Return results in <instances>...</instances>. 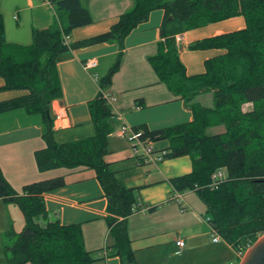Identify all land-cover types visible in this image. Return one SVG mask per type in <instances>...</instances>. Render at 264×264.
<instances>
[{"label":"trees","instance_id":"obj_1","mask_svg":"<svg viewBox=\"0 0 264 264\" xmlns=\"http://www.w3.org/2000/svg\"><path fill=\"white\" fill-rule=\"evenodd\" d=\"M87 0H52L58 14L66 13L67 24L58 22L33 29L29 45L8 42L0 8V78L5 90L28 93L0 101V113L25 108L40 114L44 147L35 151L41 171L57 168L92 170L108 200L106 221L110 242L107 256H119L122 264H137L129 236L128 218L140 205L137 190L117 177L106 159L109 138L115 131V114L105 93L113 84L125 50L126 38L145 22L152 11L164 10L157 52L149 61L161 82L184 100L193 119L152 130L147 125L143 138L168 140L166 159L188 155L192 171L171 178L178 192L194 190L207 205L211 223L237 251H246L264 234V0H133L106 32L64 43V36L93 22ZM244 16L246 26L236 31L207 37L190 44L191 49L222 48L226 51L206 60L203 73L189 75L181 59L177 36L194 28ZM99 43H117V58L106 75L99 78L100 91L88 102L95 134L60 143L55 138L52 102L62 98L57 64L71 49ZM212 93V105L198 100ZM252 104L250 110L244 105ZM224 125L223 133L207 130ZM223 169L225 178L212 187L213 174ZM69 182L65 175L32 182L18 193L0 166V197L23 212L21 231L10 228L3 245L6 264H94L97 253L85 246L81 223L59 220L39 222L48 217L44 194ZM156 207L150 208L151 211Z\"/></svg>","mask_w":264,"mask_h":264},{"label":"crops","instance_id":"obj_2","mask_svg":"<svg viewBox=\"0 0 264 264\" xmlns=\"http://www.w3.org/2000/svg\"><path fill=\"white\" fill-rule=\"evenodd\" d=\"M86 4L93 22L75 28L69 36L71 43L108 31L133 5V0H87ZM0 8L6 39L11 43L29 45L33 40V29L47 28L57 22L67 24L66 13L58 14L45 0H0ZM163 17V9L152 11L149 18L126 38L122 65L109 89L116 98L112 106L116 122L115 131L109 138L110 152L106 159L118 179L137 190L140 199L138 210L128 218L136 261L137 264H239L242 256L233 245L222 236L219 241H214L207 205L197 192L189 190L180 192L179 197L175 195L178 191L171 178L192 171L191 157L184 155L156 164L148 163L134 155L126 138L119 133L123 124L132 128L145 124L156 130L193 119L191 109L160 81L149 61L157 52ZM245 26L246 20L240 15L178 35L180 56L187 73L205 72L206 60L226 51L215 47L191 49V43ZM118 51L117 43H99L71 49L58 62L63 95L52 102L58 142L95 134L88 102L100 91L96 76L100 78L107 74ZM91 58L98 64L87 70L84 62ZM4 85L5 80L0 78V101L28 93L27 90H5ZM205 99L206 105H212L213 96ZM251 108V103L244 105L245 110ZM61 112L64 116L56 119ZM214 127L219 129L216 134L225 131L224 125ZM42 135L40 114L30 113L25 108L0 113V166L5 178L20 194L26 184L65 175L67 185L44 194L48 217H40L39 222L81 223L86 248L97 253L94 264H122L119 256L106 255L110 242L105 218L108 200L100 181L93 177L92 170L84 168L39 170L35 151L45 145ZM153 145L157 150H167L169 141L160 140ZM152 207L156 209L151 211ZM0 213L13 216V224L0 225V240L9 228L20 231L24 228L23 212L15 203L5 202L0 197ZM180 239L185 242L183 247L177 243Z\"/></svg>","mask_w":264,"mask_h":264},{"label":"built area","instance_id":"obj_3","mask_svg":"<svg viewBox=\"0 0 264 264\" xmlns=\"http://www.w3.org/2000/svg\"><path fill=\"white\" fill-rule=\"evenodd\" d=\"M45 2L53 7L52 0H45ZM64 43L66 45H70L69 36H64ZM98 64L97 60L94 58L88 59L84 62L85 68L88 70L92 67H95ZM96 79L97 76H96ZM105 97L110 105L113 106L116 98L110 94L109 92L105 93ZM64 116L63 112L58 113L56 115V119H60ZM119 133L122 137L126 138L128 143L130 144L133 153L135 156L141 158L143 161L148 163H159L165 160L167 151L166 150H157L154 145L153 141L148 138H143L144 130L143 129H135L130 127L127 124H123L120 127ZM226 176V173L223 169L217 170L213 174V181L211 183L212 187H216ZM180 192H177L175 195L179 197ZM213 227V226H212ZM213 239L214 241H219L221 239V235L216 228L213 227ZM179 246L183 247L185 242L183 239L178 240L177 242ZM240 256H244L246 251L240 250L238 251Z\"/></svg>","mask_w":264,"mask_h":264},{"label":"water","instance_id":"obj_4","mask_svg":"<svg viewBox=\"0 0 264 264\" xmlns=\"http://www.w3.org/2000/svg\"><path fill=\"white\" fill-rule=\"evenodd\" d=\"M239 264H264V234L247 249Z\"/></svg>","mask_w":264,"mask_h":264},{"label":"rangeland","instance_id":"obj_5","mask_svg":"<svg viewBox=\"0 0 264 264\" xmlns=\"http://www.w3.org/2000/svg\"><path fill=\"white\" fill-rule=\"evenodd\" d=\"M208 98V97H210V98H212V93L211 94H205L204 96H202V97H198V100L199 101H201L202 103H204V104H206V99L205 98ZM219 131V129L218 128H216V127H212V128H210V129H208L207 130V134H209V135H214V134H216L217 132ZM13 216H10L8 213H0V225H5V223H8V222H10V223H12L13 224V222L11 221V218H12ZM10 226H12V225H9V227ZM6 227V226H5ZM10 229V228H9ZM16 229V228H15ZM16 231H20V230H18V229H16ZM262 236V235H261ZM260 236V237H261ZM7 243H10V240H9V238L8 237H6V235H4V238H3V240H0V264H6V262H5V257H4V253H3V245L4 244H7Z\"/></svg>","mask_w":264,"mask_h":264}]
</instances>
